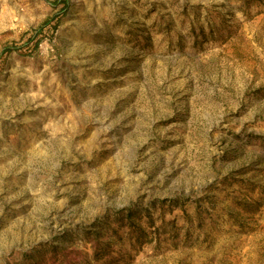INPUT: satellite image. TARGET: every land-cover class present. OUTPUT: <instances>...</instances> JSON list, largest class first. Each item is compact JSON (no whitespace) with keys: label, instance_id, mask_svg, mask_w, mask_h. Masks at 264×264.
<instances>
[{"label":"rangeland","instance_id":"374dc122","mask_svg":"<svg viewBox=\"0 0 264 264\" xmlns=\"http://www.w3.org/2000/svg\"><path fill=\"white\" fill-rule=\"evenodd\" d=\"M0 264H264V0H0Z\"/></svg>","mask_w":264,"mask_h":264},{"label":"trees","instance_id":"16d2710c","mask_svg":"<svg viewBox=\"0 0 264 264\" xmlns=\"http://www.w3.org/2000/svg\"><path fill=\"white\" fill-rule=\"evenodd\" d=\"M48 24H46L45 26H47ZM45 26L41 27L40 30H42ZM36 47H38V42L37 44L35 45Z\"/></svg>","mask_w":264,"mask_h":264}]
</instances>
